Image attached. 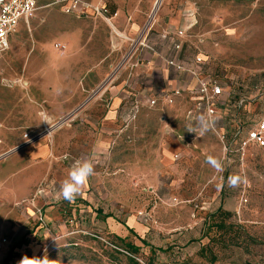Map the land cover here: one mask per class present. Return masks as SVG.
<instances>
[{
  "label": "rangeland",
  "instance_id": "obj_1",
  "mask_svg": "<svg viewBox=\"0 0 264 264\" xmlns=\"http://www.w3.org/2000/svg\"><path fill=\"white\" fill-rule=\"evenodd\" d=\"M51 1L38 0L35 16L21 24L0 59V153L7 151L0 160L47 144L55 163L91 158L95 174L88 179V202L74 199L55 210L53 230L38 236L39 244L19 261L128 264L130 255L115 246L131 243L140 264H264V149L242 155L236 145L264 115V0H162L156 11L157 0H93L110 11L111 23L65 15ZM180 10L193 18L187 43L251 112L243 104L226 110L214 124L218 133L211 127L201 136L199 129L189 132L185 105L144 103L138 113L130 106L111 136L93 135L84 115L102 125L108 91L128 75L126 65L143 50L138 42L150 43L160 15L175 17ZM71 114L51 137L43 135L44 124ZM26 133L40 139L26 143ZM209 156L221 162L219 170ZM230 176L242 182L230 187ZM35 196L27 205L36 210ZM93 206L103 212L97 224ZM21 210L13 206L7 215ZM41 216L47 215L38 208L25 223L30 235ZM3 222L0 217V230Z\"/></svg>",
  "mask_w": 264,
  "mask_h": 264
},
{
  "label": "crops",
  "instance_id": "obj_2",
  "mask_svg": "<svg viewBox=\"0 0 264 264\" xmlns=\"http://www.w3.org/2000/svg\"><path fill=\"white\" fill-rule=\"evenodd\" d=\"M87 1L98 3L93 0ZM81 18L98 19L86 16H82ZM192 22L193 18H191V15H187V13L182 12V10H180V13L175 17H172L169 13H163L159 16L156 25L154 26L155 34L149 41L155 48V51L150 52L146 49L139 51L135 53L133 59L126 65L127 71L129 72H127L128 75L124 81L108 91V94L111 96V103L109 110L106 111V115L102 120V125L97 117L91 116V113L86 114L89 116L84 115V122L89 123L95 130V132L92 133L93 135L104 138H107L109 135L111 136V134L115 132L114 129L116 128L120 117L124 116V114L130 110V106H133L136 99H153L163 92L177 89L191 90L195 88L196 80L193 79V77L189 74L178 72L175 69L168 67L165 63L166 60L174 59L186 65L194 66L195 59L197 57H202L205 60V63L201 67L202 77H207L208 75L218 77L224 90L218 106L217 120L222 117L226 110L228 111L231 109L237 111V109H239L242 100H240L239 96L235 98V94L232 97V94L235 91L231 90L224 84L222 76L217 75L207 67L206 57L204 55L200 52H195L185 38L182 40V49L180 51L175 49V45L180 42V38L176 35L177 32L179 30L187 29ZM190 30H187L186 36ZM196 50L199 49L197 48ZM130 67L133 68L131 75ZM130 88L132 90L131 92ZM226 97L228 98L226 99ZM193 103L194 99L190 95L188 96V94H185L183 98L176 101L175 105H185L186 108L184 112L186 114L193 106ZM243 106L247 112H251V107L245 104H243ZM94 107L95 104L91 107V111H93ZM255 117L258 118L257 116ZM65 134L66 133L60 136L64 137L66 136ZM0 137L3 140V144L0 146L1 150L5 145V141L1 133ZM107 142L108 141H105L104 143ZM69 145L70 142H68V147ZM109 148H111V146ZM4 149H13V147L11 148L10 146H7ZM54 149H57V147ZM85 149L89 148L85 147ZM5 153H7V151L0 153V158L5 155ZM56 158L58 157L54 152H50L47 144H40L36 146L30 145L25 151L12 153L0 160V217L4 218L0 230V237H7L11 241L10 246L5 247L0 253L5 264H19V254L23 253L24 250L31 248L33 245H38V236L49 233L53 230L55 225L49 223L50 216L54 218L56 214L54 211L60 209L62 205L68 202L67 200L58 198L56 190L60 183L67 178L71 163H67V165L60 162L55 163L54 159ZM39 187L42 190L41 193L36 192L37 188L40 189ZM88 192L89 188L87 181L81 194L75 199L82 200L85 203L87 201ZM34 193L36 196L33 202L34 206H36V210L34 207L27 205V202H30V198ZM13 206H15V209H23L21 210L23 212L19 214L14 211L13 215L8 216L7 213L9 210L13 209ZM38 208L44 209L47 216L44 217V224L39 221L37 223L38 226L36 231L33 235H30L28 233L30 228L25 223L29 222L32 216H35ZM93 209L96 210L95 217L97 224L99 222L97 218H102L103 212L101 211L102 209H97L94 206ZM111 217V215H107L106 218ZM11 218H13L12 221ZM26 238L28 241L25 242V244H22L21 242ZM3 255L5 256V259L3 258Z\"/></svg>",
  "mask_w": 264,
  "mask_h": 264
},
{
  "label": "built area",
  "instance_id": "obj_3",
  "mask_svg": "<svg viewBox=\"0 0 264 264\" xmlns=\"http://www.w3.org/2000/svg\"><path fill=\"white\" fill-rule=\"evenodd\" d=\"M51 6L59 7L65 15L76 16L81 18L82 16L93 17V18H103L105 21L111 23L113 17L109 10L103 6L101 3H92L87 0H52ZM38 10V0H0V59L5 55V53L10 48V39L17 32L21 24L29 23ZM113 26V25H112ZM192 26L187 27V29L179 30L177 36L180 38V42L175 45V49L180 51L183 46L182 40L186 37L187 30H190ZM138 44L142 49H146L150 52H154L155 48L146 41V39H141ZM58 51L63 52L66 46L62 43L56 45ZM166 65L178 72L189 74L193 79L196 80V86L191 90H172L169 92H163L162 94L156 96L155 98H148L145 100L136 99L132 106V111L138 113L143 104L146 103L150 107H155L159 103H163L167 106H173L176 101L183 98L185 94L190 95L194 99L193 106L187 111V116L191 117L194 113H204L211 121H213L212 127L218 119V106L220 98L224 93L221 81L218 77L214 75H208L207 77H202V65L205 60L202 57H197L195 59V65L189 66L178 60H166ZM264 102V98H262ZM240 102L239 108L242 106ZM74 117L73 114L67 117L61 118L58 121L45 126L43 135L47 136L50 130L54 132L56 129L62 127L68 121ZM41 118L45 123L48 119L45 111L41 112ZM218 133V131L214 128ZM43 135L41 137H43ZM222 141H225V135H219ZM26 143H33L40 139V137L30 136L29 133L24 135ZM3 140L0 137V146H2ZM237 149L244 155L248 149L258 148L264 149V115L257 121L254 128L245 133L242 132L236 141ZM224 149H228L226 144H224ZM68 158L67 156L65 157ZM42 192V190H40ZM41 223L44 224V219L40 217ZM11 244L10 239L7 237H0V253L5 247H9ZM127 254V253H126Z\"/></svg>",
  "mask_w": 264,
  "mask_h": 264
},
{
  "label": "clouds",
  "instance_id": "obj_4",
  "mask_svg": "<svg viewBox=\"0 0 264 264\" xmlns=\"http://www.w3.org/2000/svg\"><path fill=\"white\" fill-rule=\"evenodd\" d=\"M190 119L193 127L190 128L189 132H195V129H199L201 136L209 131L214 123L204 113H194ZM207 160L218 170L221 168V162L217 158L209 156ZM94 174V162L91 158L74 160L70 166L67 178L60 183L56 190L57 197L69 202L73 201L79 194H81L89 177ZM228 182L230 187H236L242 182V178L239 176H230ZM20 264H51V260L47 257L41 259L25 256L20 261Z\"/></svg>",
  "mask_w": 264,
  "mask_h": 264
},
{
  "label": "trees",
  "instance_id": "obj_5",
  "mask_svg": "<svg viewBox=\"0 0 264 264\" xmlns=\"http://www.w3.org/2000/svg\"><path fill=\"white\" fill-rule=\"evenodd\" d=\"M129 230H131V229H129ZM118 240L123 242L121 239H118ZM124 248H126V249H123V248L121 249V247L115 246L116 250L122 251V252H126L128 255H130L128 264H140L135 258V255L138 253L137 247L135 245L131 244V243H126L124 245Z\"/></svg>",
  "mask_w": 264,
  "mask_h": 264
},
{
  "label": "bare ground",
  "instance_id": "obj_6",
  "mask_svg": "<svg viewBox=\"0 0 264 264\" xmlns=\"http://www.w3.org/2000/svg\"><path fill=\"white\" fill-rule=\"evenodd\" d=\"M161 1H162V0H161ZM161 1L159 2V4L161 3ZM159 4H158L157 6H159ZM157 6L155 5V11H156V10H157V8H158ZM115 31H116V29H115ZM122 36H123V35H122ZM49 124H52V121H50V122L46 123V124H45V126H47V127H48V126H49ZM46 134H47V136H48V137H51V136L53 135V132L50 130V132H49V133H46Z\"/></svg>",
  "mask_w": 264,
  "mask_h": 264
},
{
  "label": "water",
  "instance_id": "obj_7",
  "mask_svg": "<svg viewBox=\"0 0 264 264\" xmlns=\"http://www.w3.org/2000/svg\"><path fill=\"white\" fill-rule=\"evenodd\" d=\"M160 1H161V0H157L156 6L159 4ZM88 101H89V100H88Z\"/></svg>",
  "mask_w": 264,
  "mask_h": 264
}]
</instances>
